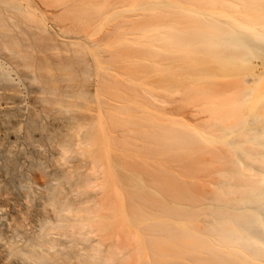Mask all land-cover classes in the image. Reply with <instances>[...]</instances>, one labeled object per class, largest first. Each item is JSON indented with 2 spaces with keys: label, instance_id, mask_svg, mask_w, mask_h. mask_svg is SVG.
I'll return each mask as SVG.
<instances>
[{
  "label": "bare ground",
  "instance_id": "6f19581e",
  "mask_svg": "<svg viewBox=\"0 0 264 264\" xmlns=\"http://www.w3.org/2000/svg\"><path fill=\"white\" fill-rule=\"evenodd\" d=\"M51 1L0 0V264H264V0L176 12L175 125L139 133L176 175L149 178L115 155L101 197L95 18L81 0ZM113 78L99 81L108 112L140 102L112 98L125 90ZM128 125L113 133L127 139Z\"/></svg>",
  "mask_w": 264,
  "mask_h": 264
},
{
  "label": "rangeland",
  "instance_id": "374dc122",
  "mask_svg": "<svg viewBox=\"0 0 264 264\" xmlns=\"http://www.w3.org/2000/svg\"><path fill=\"white\" fill-rule=\"evenodd\" d=\"M192 2L193 0H81L82 9L87 13L93 14L95 18L96 120L99 125L97 131L100 133V138L99 136V139L96 137V159L100 161V171L102 172L96 184L97 196H104L103 194L106 190L114 189L111 178L107 174L112 173L111 163L116 158L115 155L120 156L125 163L139 168L138 170L146 171L149 178H152V175L156 174L155 172L160 173L161 177L169 178L172 177V174L176 175L173 158L164 154L154 141L152 144L150 137L146 138V143L141 139L140 135L142 129H147V132L157 134L162 127L168 130L174 128L176 104L174 102L175 88L173 85L175 73L173 21L176 12L190 7ZM58 3V0L51 1L52 5H57ZM121 68L125 70L124 78L118 74V72L122 73ZM110 74L114 75L111 83L113 81L115 83L120 82L122 89H125L121 90V92L118 90L119 88L117 89L118 91L114 87V89L111 88L113 89L112 92L114 91V94H111L113 95L111 96L112 98L117 97V93L119 95L123 93L128 95L125 96L130 99L133 98L134 100V96L140 99V102L129 103L130 106H126V110L124 106H120L122 107L120 111L124 112V114L117 110L113 111L115 117L112 110L109 111L112 113L109 115L108 107L104 108L100 104L101 99H106L111 90L108 88V90L106 89L108 94L104 93L105 90L100 88L99 81L104 76L107 78ZM125 78L127 79L126 86H123ZM119 86L121 87V85ZM110 102L115 106L121 105L114 101ZM128 107L130 110H127ZM101 109H103V112ZM104 111L107 112L108 117H113L111 120L109 119L110 121L107 120L108 118L105 119L107 116H105L106 113ZM126 112L127 114H125ZM102 113L104 114V119L108 121V127L102 125ZM116 114L117 116L120 114V116H124L125 120L122 121L125 122L122 123L120 118L117 119ZM132 116L136 119L130 122L133 118ZM141 117L146 121L143 125L144 128H141V125L134 124V121L139 122L138 118ZM128 118H131V120ZM119 122L121 123L118 124ZM100 123L106 128L105 130L104 128L102 129V133L106 132V130L108 132V128L110 129L109 133L111 132L112 136L110 135L107 140L102 139V126ZM126 123L129 124L126 126L129 127L128 130H133L134 134L131 132L132 135H128L127 139L116 137L114 133L119 130V127H125ZM134 126L140 127L134 129ZM136 133L138 135H135ZM154 175L153 178L155 177ZM157 175L159 177V174ZM20 189L17 188L14 191L28 196L33 195L29 190L25 192L24 189H21L22 191L20 192ZM106 195L105 197L108 196ZM109 197L105 198L106 201H104L107 204V208L112 204H119L117 203L119 199H109ZM106 211L101 212L99 210L100 213H98L96 218L107 217V220L117 218L115 217V212L106 213ZM149 251V249H143L142 256L148 259ZM123 264H137L136 255Z\"/></svg>",
  "mask_w": 264,
  "mask_h": 264
}]
</instances>
